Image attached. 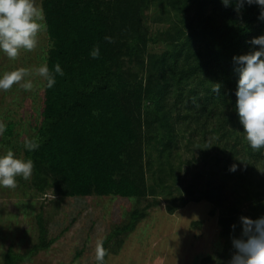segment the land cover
I'll use <instances>...</instances> for the list:
<instances>
[{
	"label": "trees",
	"instance_id": "trees-1",
	"mask_svg": "<svg viewBox=\"0 0 264 264\" xmlns=\"http://www.w3.org/2000/svg\"><path fill=\"white\" fill-rule=\"evenodd\" d=\"M149 2L40 0L50 43L44 62L50 70L59 63L64 76L56 75L50 89L43 80L33 136L39 137L40 147L29 152L23 146L21 153L34 161L37 189L52 183L61 197L158 196L168 213L204 200L219 210L217 222L225 237L233 224L240 227L244 207L248 214H264V149L254 151L245 139L236 111L239 74L233 63V56L249 51L247 41L264 34V21L256 5H245L238 15L220 0H191L186 7H194L196 27L165 35L168 48L145 62L142 12ZM176 4L165 0L167 6ZM97 44L100 57L93 59L90 52ZM128 63L136 73L124 67ZM210 82L222 84L219 96ZM144 100L149 106L143 109ZM224 107L231 109L241 138L233 137L230 116L224 120L219 115L218 108ZM179 131L187 133L188 144L197 131L202 139L197 142L215 135L210 166L190 175L180 169L184 161L173 154ZM10 136L8 125L1 141ZM233 164L237 171L230 172ZM223 181L232 183L226 187ZM178 182L184 183L182 189ZM138 218L132 212L130 224L117 232L129 230ZM230 245L225 258L233 250ZM23 259L8 250L2 264Z\"/></svg>",
	"mask_w": 264,
	"mask_h": 264
},
{
	"label": "rangeland",
	"instance_id": "rangeland-1",
	"mask_svg": "<svg viewBox=\"0 0 264 264\" xmlns=\"http://www.w3.org/2000/svg\"><path fill=\"white\" fill-rule=\"evenodd\" d=\"M171 1L178 3L177 6H167L165 0H150L142 12V26L147 39L142 51L145 62L147 56H158L168 48L163 43L165 35L178 29L185 32L187 26L196 27L194 7H186L191 0ZM210 14L213 17L212 11ZM49 45L44 33L39 48L22 52L16 60L0 53V75L20 67L40 66L45 61ZM180 62L182 60L177 62V66ZM126 66L136 73L131 63L124 64ZM140 77L143 74L138 73ZM31 79L35 85L33 91L26 92L19 85H14L7 92L0 91V120L9 125L11 134L6 137L7 141H1L0 136V155L11 149L18 157L22 156L24 139L35 135L40 119L43 78L34 74ZM142 105L143 109L149 106L145 100ZM218 112L224 120L230 116L228 126L236 135L232 136L241 138L231 118V109L224 107L220 111L218 108ZM196 134L188 144L187 133L179 131L178 150H173V154L184 161L180 169L188 175L210 166L207 160L216 154L213 145L215 135L211 138L205 135L202 142H197L202 139L198 131ZM191 157L193 160H190ZM173 162L176 167L179 161ZM222 183L230 187L232 182ZM183 184L178 188L182 189ZM34 185L31 176L27 181L18 178L15 189L0 187V264L8 250L24 256L17 264H97V240H103L110 253L105 258L107 264H227L234 249L227 258L225 249L231 244V237L239 236L241 232V226H237L235 232L222 236L217 222L219 210L204 200L187 202L168 213L166 201L158 196L61 197L55 194L52 183L43 185L41 189ZM246 210L245 207L242 210L246 217L258 218ZM134 211L138 212L139 218L133 226L124 232H117L130 224V215ZM39 227L43 231L41 234Z\"/></svg>",
	"mask_w": 264,
	"mask_h": 264
},
{
	"label": "clouds",
	"instance_id": "clouds-1",
	"mask_svg": "<svg viewBox=\"0 0 264 264\" xmlns=\"http://www.w3.org/2000/svg\"><path fill=\"white\" fill-rule=\"evenodd\" d=\"M225 7L242 15L245 5H256L260 9L259 20L264 21V0H220ZM48 31V24L43 7L38 0H0V53L8 59L16 60L22 52H32L40 47L42 34ZM109 43H114L111 37H105ZM250 45L245 54L233 56L235 71L239 74L236 90V111L243 133L248 144L254 151L264 149V34L247 41ZM90 56L99 59L100 47L95 45ZM39 76L46 81L47 88L56 84V75L64 76L59 63L54 69H49L46 62L35 68L20 67L0 75V91H10L14 85H19L24 91H33L35 85L31 77ZM211 83V82H210ZM212 91L220 95L222 84L211 83ZM195 103V98H193ZM7 125L0 120V136L6 131ZM24 148L35 151L40 147L39 137L25 138ZM35 168L31 158L18 157L9 149L0 155V187L15 189L18 178L27 181ZM237 171V165L229 168ZM241 232L239 236L231 237L234 249L227 264H264V216L251 219L246 216L239 218ZM235 232L236 225L232 226ZM110 253L104 247L103 240H97L95 259L97 264H107L106 257Z\"/></svg>",
	"mask_w": 264,
	"mask_h": 264
}]
</instances>
